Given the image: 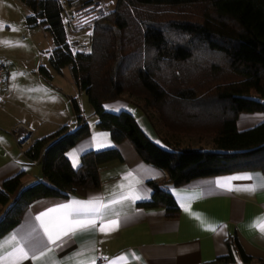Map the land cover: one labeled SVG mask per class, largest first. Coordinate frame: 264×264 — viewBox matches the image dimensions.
I'll return each mask as SVG.
<instances>
[{
    "label": "trees",
    "instance_id": "16d2710c",
    "mask_svg": "<svg viewBox=\"0 0 264 264\" xmlns=\"http://www.w3.org/2000/svg\"><path fill=\"white\" fill-rule=\"evenodd\" d=\"M22 1L32 12L28 27L45 25L53 35L51 65L56 71L71 67L97 126L116 143L130 141L146 163L165 173L148 182L153 196L143 207H163L168 219H177L180 208L169 186L238 172L264 174V122L237 128L241 114L264 113V0H115L91 27L89 52L71 51L59 0ZM80 1L89 6L96 0ZM41 72L47 74L44 67ZM124 94L142 100L174 133L211 136L213 147H161L131 112L107 109ZM89 135L87 121L72 133L64 126L27 151L29 160L40 158L45 181L25 187L22 172L0 184V241L34 202L100 188L101 169L122 157L116 148L88 152L75 169L66 153ZM228 247L227 255L204 264H237L233 241Z\"/></svg>",
    "mask_w": 264,
    "mask_h": 264
},
{
    "label": "crops",
    "instance_id": "0c3cea01",
    "mask_svg": "<svg viewBox=\"0 0 264 264\" xmlns=\"http://www.w3.org/2000/svg\"><path fill=\"white\" fill-rule=\"evenodd\" d=\"M13 1L0 0V60L5 61L6 94L9 95V99L0 105V184L22 172L23 184L28 185L25 187L45 181L41 164H28L29 159L20 156L22 147L16 136L17 128L24 125L34 140L59 131L76 113L72 101L78 94L80 99L77 103L86 114L90 135L67 151L66 156L72 166L79 168L82 156L88 152L112 148L119 151L122 161L101 169V186L98 189H76L67 199L51 197L34 202L24 213L21 223L0 241V245L15 235L30 250L52 248L48 256L57 264H68L69 258L77 257V254L85 264H89L92 258H95V264H110L120 256H125L128 264H204L227 255L228 241H233L237 264H245L241 250L251 258L250 264H264V235L253 227L264 216V190L259 187L263 172H238L198 178L182 186H169L180 208L177 219H168L163 207H143L142 204L151 201L153 196L148 182L164 179L165 173L146 163L130 141L116 143L109 131L97 126L98 117L76 84L71 67L56 71L51 65L50 53L56 45L46 27H19L18 30L23 32L21 35L3 31ZM28 10V15H31V10ZM6 28L10 29V26ZM69 29L66 28L67 38L74 52H89L90 41L87 46L81 42L86 37L85 32L73 33V28ZM41 32L49 35H41ZM87 34L91 36V30ZM42 40L49 44L48 50L31 58L32 44L39 49ZM42 67L47 74L41 72ZM107 109L131 112L147 136L165 149L185 148L184 145L189 146L195 140L193 136L197 137L196 140L202 137L170 131L155 111L129 94L108 104ZM263 122L264 113L241 114L237 128L245 131ZM207 137L211 136L204 138ZM211 141L208 149L213 147V138ZM16 158L18 162L14 160ZM245 176L254 179H232ZM249 187H255L256 191H247ZM126 196L140 198L122 199ZM89 200H100L104 204L120 200V203L106 209L102 219H96L95 229L90 227L83 233H77L62 248L49 245L36 218L50 208ZM3 215L4 208L0 205V219ZM113 220L119 223L118 230L107 235L98 230ZM25 264L34 262L28 260Z\"/></svg>",
    "mask_w": 264,
    "mask_h": 264
},
{
    "label": "snow or ice",
    "instance_id": "6c2138e0",
    "mask_svg": "<svg viewBox=\"0 0 264 264\" xmlns=\"http://www.w3.org/2000/svg\"><path fill=\"white\" fill-rule=\"evenodd\" d=\"M76 156L75 153L72 154ZM76 161L74 160V165ZM232 179L253 180L252 176L235 177ZM262 183L259 185L261 190H264V177L260 178ZM220 183V182H218ZM239 190V189H237ZM249 192H255V187L246 189ZM139 196L122 197V199H139ZM120 203V200H113L111 204H104L100 200L89 201H73L70 204H62L57 207L48 209L36 219L40 221V227L43 229L44 235L47 238L49 245H54L57 248H62L73 236L77 233H83L90 227L95 229L96 219L103 218L104 211L111 208L113 204ZM262 235H264V216L260 217L253 225ZM119 223L115 220L110 224H105L98 230L106 235L118 230ZM215 231V229H212ZM53 251L50 247H45L39 250H30L25 244L16 238L11 237L4 245H0V264H25V261L31 260L36 264H57V262L48 256ZM77 257H70L68 264H85V262ZM107 259V258H105ZM89 264H95V258H92ZM110 264H128L125 256H120L115 260L110 261Z\"/></svg>",
    "mask_w": 264,
    "mask_h": 264
},
{
    "label": "built area",
    "instance_id": "2783aa9c",
    "mask_svg": "<svg viewBox=\"0 0 264 264\" xmlns=\"http://www.w3.org/2000/svg\"><path fill=\"white\" fill-rule=\"evenodd\" d=\"M62 5V18L66 25L74 29H85L93 26L99 20L105 18L114 4L112 0H96L93 4L85 6L80 0H59ZM41 24V20L38 21ZM42 27H47L41 25ZM61 47V45L59 46ZM71 51L74 47L70 44ZM50 54H53V50ZM7 81L5 76V61L0 60V105L4 104L9 95L6 94ZM76 101L80 99V95H76ZM86 121V114L80 107V112L73 114L68 123L65 125L68 133L76 131V129ZM17 138L22 147L21 157H27V151L33 147L37 140L32 139L31 131L24 125L17 128ZM18 162V159H14ZM40 163V158L36 160H29L28 164L37 165ZM103 260H101L102 262Z\"/></svg>",
    "mask_w": 264,
    "mask_h": 264
},
{
    "label": "rangeland",
    "instance_id": "374dc122",
    "mask_svg": "<svg viewBox=\"0 0 264 264\" xmlns=\"http://www.w3.org/2000/svg\"><path fill=\"white\" fill-rule=\"evenodd\" d=\"M112 1L115 4V0H112ZM114 4H113V6H114ZM113 6H112V8H113ZM9 10H10L9 14L6 17V20L4 21L5 27L3 28V31L6 32L8 30L9 31L8 33L11 35H21L23 32L19 31L18 29H19V27L26 28L27 24L25 21H26V16L29 14V10L20 0H14L10 5ZM6 26H10V29H7ZM67 27H68V29L70 28L68 25H67ZM91 27L85 28V29H74L73 28L71 31L73 33L81 32V31H83L82 33L85 32L84 34L86 35V37H83V40H81V42L84 46H87L88 42L90 41V36H89V34H87V31L92 30ZM41 35H49V34L41 32ZM48 48H49V44L44 40H42L41 44L39 45V49H37L36 45L32 44L31 50H30V57L33 58L34 56H37V55L40 56V54L46 53ZM43 59H45V58L43 57ZM183 137H188L187 139H190V137L192 138V136H183ZM204 137H206V136L199 137V140H196L197 137L193 136L192 139H195V140L191 141V143H189L190 144L189 146H186V145H184V146L185 147H192V148H206V149H208L209 148L208 145H210V143L212 142L211 141L212 138L211 137L204 138ZM201 139H203V142ZM38 168L39 167H34V169H38ZM25 186H28V185H25Z\"/></svg>",
    "mask_w": 264,
    "mask_h": 264
}]
</instances>
